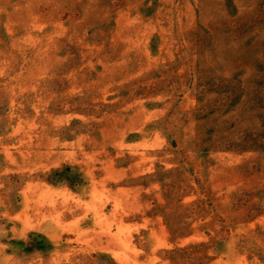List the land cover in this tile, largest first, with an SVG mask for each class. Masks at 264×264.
Returning <instances> with one entry per match:
<instances>
[{
    "label": "rangeland",
    "instance_id": "1",
    "mask_svg": "<svg viewBox=\"0 0 264 264\" xmlns=\"http://www.w3.org/2000/svg\"><path fill=\"white\" fill-rule=\"evenodd\" d=\"M0 264H264V0H0Z\"/></svg>",
    "mask_w": 264,
    "mask_h": 264
},
{
    "label": "trees",
    "instance_id": "2",
    "mask_svg": "<svg viewBox=\"0 0 264 264\" xmlns=\"http://www.w3.org/2000/svg\"><path fill=\"white\" fill-rule=\"evenodd\" d=\"M56 173H58L57 171H55Z\"/></svg>",
    "mask_w": 264,
    "mask_h": 264
}]
</instances>
